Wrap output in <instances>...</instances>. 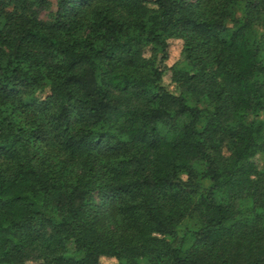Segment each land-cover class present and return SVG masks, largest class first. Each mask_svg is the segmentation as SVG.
Segmentation results:
<instances>
[{"label":"trees","instance_id":"obj_1","mask_svg":"<svg viewBox=\"0 0 264 264\" xmlns=\"http://www.w3.org/2000/svg\"><path fill=\"white\" fill-rule=\"evenodd\" d=\"M56 1L0 0V264H264V0Z\"/></svg>","mask_w":264,"mask_h":264},{"label":"rangeland","instance_id":"obj_2","mask_svg":"<svg viewBox=\"0 0 264 264\" xmlns=\"http://www.w3.org/2000/svg\"><path fill=\"white\" fill-rule=\"evenodd\" d=\"M46 3L45 8L39 11L38 18L41 22L49 24L52 22L53 15L56 11V0H44ZM249 36L251 39L255 41H260L264 37V30L262 28L261 23H256L252 30L249 32ZM182 45L181 42L175 40L171 43L169 49V60L167 62V66L170 67L175 65V67L180 71L188 70V64L186 61V56L182 54ZM164 85L169 91L174 92L176 90V85L170 82V73H166L163 78ZM199 109H204L206 106L204 104H198ZM251 117L247 119V123L251 121ZM189 120L188 117L182 118L179 121V124H184ZM257 162L259 164V168L264 171V157H257ZM207 186V183L205 184ZM182 233V231H181ZM67 257L74 258L75 257V247L73 243H68L67 245ZM146 264L145 262H142Z\"/></svg>","mask_w":264,"mask_h":264}]
</instances>
